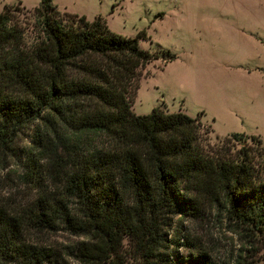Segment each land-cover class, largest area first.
<instances>
[{"label":"trees","instance_id":"16d2710c","mask_svg":"<svg viewBox=\"0 0 264 264\" xmlns=\"http://www.w3.org/2000/svg\"><path fill=\"white\" fill-rule=\"evenodd\" d=\"M30 16L28 41L14 6L0 10V151L21 152L34 192L0 202V264H219L181 222L213 209L264 242V152L234 150L243 132L210 143L212 129L180 109L132 110L142 69L174 53L142 48L143 30L121 35L51 0ZM60 228L77 239L46 236Z\"/></svg>","mask_w":264,"mask_h":264},{"label":"rangeland","instance_id":"374dc122","mask_svg":"<svg viewBox=\"0 0 264 264\" xmlns=\"http://www.w3.org/2000/svg\"><path fill=\"white\" fill-rule=\"evenodd\" d=\"M51 1L60 12L84 14L88 20L100 15L121 35L143 30L146 37L138 41L142 48L162 47L175 54L165 64L159 57L142 69L134 113L146 114L153 107L180 109L212 129L207 133L210 143L243 132L242 139L230 140L234 150L246 144L264 152V0ZM5 3L14 6L27 40H32L30 10L39 0H0V10ZM29 141L30 131L20 134L18 148ZM21 155L0 151V202L7 206L25 203L34 194L21 174ZM181 222L202 236L219 264H234L242 257L264 264V242H249L233 232L221 210ZM46 236L58 244L77 239L61 228Z\"/></svg>","mask_w":264,"mask_h":264}]
</instances>
